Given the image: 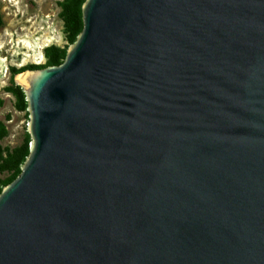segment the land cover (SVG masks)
<instances>
[{"label":"water","instance_id":"water-1","mask_svg":"<svg viewBox=\"0 0 264 264\" xmlns=\"http://www.w3.org/2000/svg\"><path fill=\"white\" fill-rule=\"evenodd\" d=\"M16 82L30 154L0 264H264V0H86Z\"/></svg>","mask_w":264,"mask_h":264},{"label":"rangeland","instance_id":"rangeland-1","mask_svg":"<svg viewBox=\"0 0 264 264\" xmlns=\"http://www.w3.org/2000/svg\"><path fill=\"white\" fill-rule=\"evenodd\" d=\"M65 0H0V122L7 136L0 142L10 150L32 143L28 132L30 112L9 91L13 70L45 65L52 47L68 50L60 4ZM28 71V70H26ZM10 177L0 173V188Z\"/></svg>","mask_w":264,"mask_h":264},{"label":"trees","instance_id":"trees-1","mask_svg":"<svg viewBox=\"0 0 264 264\" xmlns=\"http://www.w3.org/2000/svg\"><path fill=\"white\" fill-rule=\"evenodd\" d=\"M85 1L86 0H65L60 4L62 8L61 18L64 22L66 40L70 45L76 42L78 36L84 28L82 6ZM48 52V61L45 65H31L27 69L13 70V78L24 73L26 70H37L51 66H59L65 61L67 50L65 51L52 47L48 50ZM9 91L18 99L19 102L23 104L27 103L26 95L23 89L16 85L14 81ZM6 136V127L2 122H0V142ZM29 154V142H26L25 145L13 150L3 148L0 144V173L10 174L8 180H6L3 187L0 188V194L2 193L4 187L12 183L18 176H20L22 173V167L24 166Z\"/></svg>","mask_w":264,"mask_h":264}]
</instances>
